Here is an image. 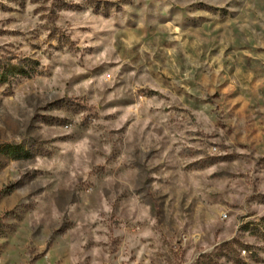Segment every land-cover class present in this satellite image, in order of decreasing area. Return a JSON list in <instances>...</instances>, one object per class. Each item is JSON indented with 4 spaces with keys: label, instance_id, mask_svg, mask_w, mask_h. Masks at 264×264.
<instances>
[{
    "label": "rangeland",
    "instance_id": "rangeland-1",
    "mask_svg": "<svg viewBox=\"0 0 264 264\" xmlns=\"http://www.w3.org/2000/svg\"><path fill=\"white\" fill-rule=\"evenodd\" d=\"M0 264H264V0H0Z\"/></svg>",
    "mask_w": 264,
    "mask_h": 264
},
{
    "label": "trees",
    "instance_id": "trees-1",
    "mask_svg": "<svg viewBox=\"0 0 264 264\" xmlns=\"http://www.w3.org/2000/svg\"><path fill=\"white\" fill-rule=\"evenodd\" d=\"M24 70L18 68L14 63H8L6 66L0 64V82H6L8 75L15 76L17 73H22Z\"/></svg>",
    "mask_w": 264,
    "mask_h": 264
}]
</instances>
